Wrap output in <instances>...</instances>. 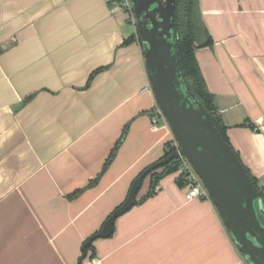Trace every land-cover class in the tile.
Masks as SVG:
<instances>
[{
	"label": "crops",
	"instance_id": "crops-1",
	"mask_svg": "<svg viewBox=\"0 0 264 264\" xmlns=\"http://www.w3.org/2000/svg\"><path fill=\"white\" fill-rule=\"evenodd\" d=\"M199 2L213 42L196 49L198 64L264 192V0ZM148 82L136 25L105 0H0V264L79 263L173 137L152 129ZM180 173L119 216L81 264H248L212 199H186Z\"/></svg>",
	"mask_w": 264,
	"mask_h": 264
},
{
	"label": "water",
	"instance_id": "water-1",
	"mask_svg": "<svg viewBox=\"0 0 264 264\" xmlns=\"http://www.w3.org/2000/svg\"><path fill=\"white\" fill-rule=\"evenodd\" d=\"M131 1L155 100L180 142V149L151 164L135 178L125 201L84 242L83 256L94 240L112 235L116 219L136 204L145 177L183 155L208 188L245 260L264 264L263 197L235 149L223 139L211 112L190 88L178 49L176 0Z\"/></svg>",
	"mask_w": 264,
	"mask_h": 264
},
{
	"label": "trees",
	"instance_id": "trees-1",
	"mask_svg": "<svg viewBox=\"0 0 264 264\" xmlns=\"http://www.w3.org/2000/svg\"><path fill=\"white\" fill-rule=\"evenodd\" d=\"M175 23H176L177 30L179 33L178 49H179V53H180L181 63H182V67H183V70L185 72V75L189 81L190 88L195 93V95L199 98V100L204 105V107L209 112H211L212 117L215 121V125L219 129L223 139L225 141H227L229 144H231L230 140L227 136V126L221 121L220 117L216 113V108H215V104H214V96L207 88L205 79L202 75L200 66H199L197 58H196L195 52H196V49L198 47L211 45L213 42L211 35H209L207 28H205V26L203 24L199 0H176ZM138 37H139V40L141 42V38H140L139 34H138ZM97 71H94L93 74H91L90 80L92 79V77L95 75V73ZM127 129H128V126H126L124 128L123 134L121 135V137L119 138V140L115 144L111 154L107 158L106 163L104 164L102 171L106 170V168L112 162L119 145L121 144L122 140L124 139V135L126 134ZM173 150L174 149L169 147V144H168V147H167L165 154L159 160H161L164 157H166L167 155H169L171 152H173ZM237 155L239 156L238 153H237ZM239 158H240V156H239ZM179 168H180L179 160L174 159L170 163L152 170L145 177V179L147 177H150L149 189L144 196H142L140 199H138L136 201V204L140 203L141 201H144L145 199H147L151 195L155 194L156 193V187H157L159 181L164 176H166L167 174L178 171ZM246 169H247L248 173L250 174L254 184L257 186L258 190L261 192L262 197H263V203H264V192H263L262 188L258 184L257 179L252 175L250 170L247 167H246ZM144 170H142L140 172V174ZM99 177L100 176L98 175L95 179L91 180L87 184V186H85L84 188L75 190L74 192L69 194L68 197L74 198L84 189H86L88 187H92L93 185H95L97 183ZM177 183L181 187H184L187 184L182 172L179 174V176L177 178ZM89 250L94 251L93 243H91L87 247V253ZM87 253H86V255H87ZM86 255L83 256V252H82V256L80 257L78 264H81V261L84 259V257H86Z\"/></svg>",
	"mask_w": 264,
	"mask_h": 264
},
{
	"label": "built area",
	"instance_id": "built-area-1",
	"mask_svg": "<svg viewBox=\"0 0 264 264\" xmlns=\"http://www.w3.org/2000/svg\"><path fill=\"white\" fill-rule=\"evenodd\" d=\"M105 1L107 2V4L111 6V8L124 11L128 15V17L132 20V22L136 25V20H135V15H134V6L131 0H105ZM162 1L164 2L165 0H162ZM142 91H149L153 93V89H152L150 81L142 89ZM159 123H163L166 126H170V123L167 117L163 114L160 107L156 103L153 108L152 114H151L152 129L156 130L159 126ZM168 144H169V147L174 149L173 151L180 149V142L174 136V134H173V137L168 142ZM177 160H179L181 172L187 183L186 190H185L186 199L188 201H191L197 198L212 199L208 188L205 186V184L203 183L199 175L196 173V171L194 170L189 160L183 155H180L179 158H177Z\"/></svg>",
	"mask_w": 264,
	"mask_h": 264
},
{
	"label": "rangeland",
	"instance_id": "rangeland-1",
	"mask_svg": "<svg viewBox=\"0 0 264 264\" xmlns=\"http://www.w3.org/2000/svg\"><path fill=\"white\" fill-rule=\"evenodd\" d=\"M179 170H181V168H179ZM227 228V227H226ZM227 232H228V234L230 235V237H231V240H233V238H232V236H231V234H230V231L228 230V228H227ZM233 242H234V240H233ZM234 244H235V242H234ZM235 246H236V244H235ZM237 247V246H236ZM248 264H250L249 262H247Z\"/></svg>",
	"mask_w": 264,
	"mask_h": 264
}]
</instances>
